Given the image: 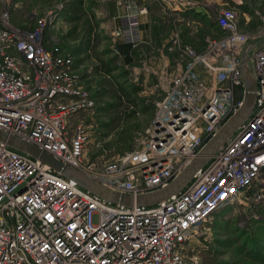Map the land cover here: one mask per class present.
Here are the masks:
<instances>
[{"label": "built area", "instance_id": "obj_1", "mask_svg": "<svg viewBox=\"0 0 264 264\" xmlns=\"http://www.w3.org/2000/svg\"><path fill=\"white\" fill-rule=\"evenodd\" d=\"M134 8L116 40L143 41ZM4 19V18H3ZM241 34L237 17L220 9L223 41L188 60L169 82L156 120L137 148L114 162L87 158L89 134L74 126L82 108L63 74L64 60L40 43L41 28L0 24V130L19 137L109 188L137 195L165 186L237 110L243 94L241 55L256 84L253 111L186 187L164 203L112 205L73 181L0 143V264H185L199 224L226 202L264 204V18ZM250 196V197H251Z\"/></svg>", "mask_w": 264, "mask_h": 264}, {"label": "rangeland", "instance_id": "obj_2", "mask_svg": "<svg viewBox=\"0 0 264 264\" xmlns=\"http://www.w3.org/2000/svg\"><path fill=\"white\" fill-rule=\"evenodd\" d=\"M130 7L146 29L136 47L113 37ZM220 9L235 13L241 34L263 25L264 0H0V24L41 28L40 43L63 58L74 100L84 105L73 123L89 134L87 158L114 162L137 148L169 82L185 71L182 46L199 54L208 40L223 41L213 27ZM250 196L199 224L185 264H264V204Z\"/></svg>", "mask_w": 264, "mask_h": 264}, {"label": "water", "instance_id": "obj_3", "mask_svg": "<svg viewBox=\"0 0 264 264\" xmlns=\"http://www.w3.org/2000/svg\"><path fill=\"white\" fill-rule=\"evenodd\" d=\"M264 41V39H263ZM251 46H248L241 55V78L243 82V94L240 106L237 110L215 131V133L204 142L191 160L170 180L165 186L156 190L132 195L109 188L88 176L70 168L50 154L40 150L33 144L0 130V143H4L9 148L26 154L36 160L38 164L59 174L63 178L73 181L81 189L98 197L99 199L112 205L123 207L151 206L164 203L171 196L181 192L192 180L195 174L201 170L211 157L230 139L240 126L251 115L255 99L256 84L249 75L246 61Z\"/></svg>", "mask_w": 264, "mask_h": 264}, {"label": "crops", "instance_id": "obj_4", "mask_svg": "<svg viewBox=\"0 0 264 264\" xmlns=\"http://www.w3.org/2000/svg\"><path fill=\"white\" fill-rule=\"evenodd\" d=\"M121 25V23L120 22H118V26H120ZM140 28H141V31H142V36L145 34V32H146V29H145V26L144 25H140ZM144 33V34H143Z\"/></svg>", "mask_w": 264, "mask_h": 264}, {"label": "trees", "instance_id": "obj_5", "mask_svg": "<svg viewBox=\"0 0 264 264\" xmlns=\"http://www.w3.org/2000/svg\"><path fill=\"white\" fill-rule=\"evenodd\" d=\"M213 27L215 28V30H216V31L220 32V30H219V27H218V24H217V23H215ZM220 34H221V32H220Z\"/></svg>", "mask_w": 264, "mask_h": 264}]
</instances>
